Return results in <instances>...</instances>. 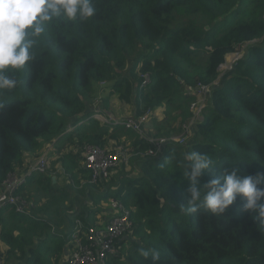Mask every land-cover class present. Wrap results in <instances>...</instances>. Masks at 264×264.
Returning <instances> with one entry per match:
<instances>
[{"label":"trees","instance_id":"trees-1","mask_svg":"<svg viewBox=\"0 0 264 264\" xmlns=\"http://www.w3.org/2000/svg\"><path fill=\"white\" fill-rule=\"evenodd\" d=\"M94 2L96 16L54 27L20 74L21 84L0 94V185L23 167L24 155L37 154L44 142L53 143L69 174L83 154L65 146H104L108 138L122 144L121 137L135 132L122 125L111 129L112 124L94 117L109 107L113 94L131 105L135 117L150 110L164 113L162 119L153 118L150 136L182 134L194 100L187 87L211 83L226 57L249 44L235 70L208 96L189 146L173 142L160 156L145 157L150 143L136 140L139 170L122 174L118 184L113 179L94 183L90 171L80 168L81 179L71 184L76 196L62 209L65 215L59 210L43 216L41 207L33 217L12 209L5 216L8 207L0 209V240L8 247L10 264L15 258L16 264H52L51 255L72 245L77 219L85 227L93 225L96 212L86 210V203L68 213L76 201H84L87 189L94 205L111 197L122 200L136 222L133 239L122 240L123 252L105 264H153L139 255L141 246L159 251L157 264H264V228L257 229L239 198L219 217L181 212L189 181L177 163L192 149L207 154L215 167L205 171L202 183L225 168L238 167L242 175L264 172V0ZM143 72L151 75L146 88ZM102 82L110 94L97 104L95 86ZM95 105L99 111L91 112ZM37 175L33 180L44 186Z\"/></svg>","mask_w":264,"mask_h":264},{"label":"clouds","instance_id":"clouds-1","mask_svg":"<svg viewBox=\"0 0 264 264\" xmlns=\"http://www.w3.org/2000/svg\"><path fill=\"white\" fill-rule=\"evenodd\" d=\"M97 14L94 0H0V94L12 92L20 84V74L36 59L37 46L60 24L86 22ZM166 164L171 160L166 157ZM178 168L189 181L187 203L181 212L198 211L219 217L239 198L242 210L250 213L258 230L264 228V172L242 175L238 167L201 181L212 171L215 161L197 150L184 153ZM161 168L165 165L161 164ZM144 259L157 264L160 253L154 248H138Z\"/></svg>","mask_w":264,"mask_h":264},{"label":"built area","instance_id":"built-area-1","mask_svg":"<svg viewBox=\"0 0 264 264\" xmlns=\"http://www.w3.org/2000/svg\"><path fill=\"white\" fill-rule=\"evenodd\" d=\"M248 43L241 44L236 51L226 57L220 66V73L211 83H198L195 86H188L187 92L194 96L191 102L190 111L192 116L183 124V132L173 136H150L146 131V124L152 114H146L130 119L113 120L112 127L119 125L125 129L132 130L141 140H147L150 147L144 152L145 157L160 156L169 143L187 145V140L193 132L194 125L207 106L208 96L212 91L225 81L226 77L235 70L237 62L243 57ZM141 86L146 88L151 82L149 73H141ZM101 85L106 86L105 82ZM94 117L99 118L100 114ZM135 147L119 144L115 148H108L98 144H86L83 147V165L90 171L91 181L94 183L109 180L112 172L120 166L129 163L135 153ZM50 151L44 150L30 163L23 171L10 173L0 185V209L11 207L21 216L37 215L33 211L31 196L21 191L24 184L35 174H44L49 168ZM108 205L113 211L108 222L101 227H85L81 219L75 222V231L72 235L69 252L60 264H105L107 260L120 253L121 240L130 234L136 227L132 217V210L117 198L111 197ZM0 264H5L3 253L0 252Z\"/></svg>","mask_w":264,"mask_h":264},{"label":"crops","instance_id":"crops-1","mask_svg":"<svg viewBox=\"0 0 264 264\" xmlns=\"http://www.w3.org/2000/svg\"><path fill=\"white\" fill-rule=\"evenodd\" d=\"M109 94H110V88L108 86H106V87L104 86L103 89L101 88L99 91V97L96 95L97 104H99V102H101V100H103L105 97L109 96ZM95 107H96L95 109L91 108L90 111L92 112L95 110L98 112L99 111L98 105H95ZM104 114L108 115V116H105ZM134 117H135L134 111H133L131 105L122 104L121 101L119 100L118 96L113 94L110 97L109 107L104 109V112H103V114L102 113L100 114L99 119H101L103 122L111 124L110 122L113 120L119 121L122 119H130V118H134ZM163 117H164L163 112L162 113L161 112H158V113L152 112V114L149 118V121L147 122L148 126L146 124V131L148 132L150 130H153V128H152L153 127V118L162 119ZM114 128L115 127L111 126V129H114ZM189 138H191V136ZM189 138H188V140H189ZM119 140L122 141V144H125L127 146L131 145L130 147H132V148L134 147L133 143L135 142V140H134L133 135H131V134L124 135ZM189 141H191V140H189ZM107 143L108 144L110 143V146L108 145V147H110V148H115L117 145H119V143H117V140H115V139H110L109 142H107ZM52 144L53 143L48 144V143L44 142L43 143V149L49 150L55 159V158H57V156L55 155L56 152H55V149L53 148ZM68 148H69V146H65L66 150ZM43 149H42V152L44 151ZM70 149H72V151L76 154H78V153H80L81 155L83 154V149H81V148L73 146L72 148H69L68 150H70ZM39 154L40 153H38V155ZM37 156H33L32 154H28V153L26 155H24L23 167L21 169H18L17 171L25 170L27 168V166L36 159ZM80 168H84L83 159L80 157H79V160L77 159V167L74 168V170L72 171V174H69L66 172L65 166L62 164V161L58 162V166H56V171L54 172V174L51 175V177H49L51 179V181L45 182V184H44V186H46V188H47L46 190L48 191V194H49L48 198L50 200L46 199V197L44 195L37 197L38 194H43V193H39V191H38V188H41L43 186L38 185L37 184L38 182H35L33 180V176L31 178H29L28 181L24 184L25 189H23L22 192L25 194H30L31 199H32V195H36L35 196L36 200L38 198L39 201H35L32 203H33L34 208L40 209L41 207H44L43 212L40 209V212H42V213H40L41 215H43V216L54 215V213L56 211H59V210H61L62 214L65 215V212H63L62 209H64V207H66V206H71V199L72 198L75 199V196H76L75 195L76 192H74L73 190L71 191V184H74L76 181L81 179L82 173H79ZM80 175H81V177H80ZM54 177H55V180H53ZM113 178H114V182L116 184H118L119 181L117 180V178L116 177H113ZM83 183H85L84 180H83ZM112 188L115 189L116 187L114 186ZM104 190H105V188H102L101 192H103ZM64 191H71L72 193L70 196L64 197L62 195V192H64ZM95 192L99 193L100 191H95ZM91 196H92V194H91L90 189H87L86 198L84 199V201L83 202L82 201L81 202L76 201L75 204L72 205L71 209L68 210V213L69 214L73 213V211L76 208H81L83 203H86L87 204V206L85 207L86 210H88L89 212H91V211L96 212V215L91 216V221L96 222L98 225H104L106 222H108V220L112 216L113 211L109 207L108 201L99 202L98 204L94 205L93 198ZM36 211H38V210H36ZM10 212H11V210L4 209L5 216L10 214ZM67 218L68 217L66 216V220H67ZM3 247L6 248L7 246L4 243H2L0 240V248L3 249ZM122 248H123V246H122ZM69 249L70 248L66 247V245L64 246L61 253H64L65 255L62 256L58 260V264L63 262L62 260L67 255L66 252L67 253L69 252ZM53 258L54 257L51 255L48 259V262L52 263Z\"/></svg>","mask_w":264,"mask_h":264},{"label":"rangeland","instance_id":"rangeland-1","mask_svg":"<svg viewBox=\"0 0 264 264\" xmlns=\"http://www.w3.org/2000/svg\"><path fill=\"white\" fill-rule=\"evenodd\" d=\"M246 50H247V48L245 49V51H244V54H245V52H246ZM243 54V55H244ZM221 84H223V82L221 83ZM107 86V85H106ZM105 86V87H106ZM103 87H104V85H101L100 83L99 84H96V86H95V93H96V95L99 97V91H100V89L102 88L103 89ZM105 115V114H104ZM202 115H203V113L201 114V116L199 117V120H200V118L202 117ZM105 116H108V115H105ZM147 126H148V124H147ZM108 136V135H107ZM133 137H134V140L136 141V140H139V137L134 133L133 134ZM109 139V138H108ZM108 139H105V144H104V146L105 147H108V145L110 146V143L108 144L107 143V140ZM133 142V141H132ZM190 142L191 141H189V140H187V146H189L190 145ZM85 146V145H84ZM129 146H131V145H129ZM133 146H134V143H133ZM186 146V147H187ZM45 148V147H44ZM70 148V147H69ZM68 148V149H69ZM108 148H110V147H108ZM43 149V148H42ZM42 149L38 152V153H41L42 152ZM67 149V150H68ZM44 150V149H43ZM38 153L37 154H35V155H33V156H37L38 155ZM39 156V155H38ZM37 156V157H38ZM36 157V158H37ZM137 157V156H136ZM136 157H134V155L132 156V158H131V160L129 161V163H127V164H125V165H122V166H120L119 167V169H117V170H115V171H113L112 172V175H111V177H110V179L108 180L109 181V183H110V180L111 179H113L112 180V182L114 181V178L113 177H116L117 178V180H119V178L121 177V175L122 174H124V173H130L131 171H136V170H139V165H135V162H136V160H137V158ZM58 162H59V160L57 159V158H55L54 159V157H53V155L50 153V158H49V168H48V171L46 172V173H44V174H42V175H40V174H38L37 176H36V180H38V179H44L45 180V182L49 179V177H51V175L52 174H54V172L56 171V166H58ZM129 166V167H128ZM128 171H127V170ZM80 177H81V175H80ZM35 183V182H34ZM101 183V182H100ZM100 183L97 185L98 187H101L102 188V186L100 185ZM47 188H46V186H43V187H41V188H38V191H39V193H43V194H38L37 195V197L38 196H41V195H44L45 197H46V199H48V200H50L49 198H48V196H49V194H48V191L46 190ZM28 195H30V194H28ZM36 195H32V202H35V201H39V199L37 198V200H36V197H35ZM52 201V200H51ZM53 202V201H52ZM6 208V207H5ZM3 209V208H2ZM8 209L9 210H11V207H8ZM37 210V208H34L33 207V211L34 212H37L36 211ZM107 223V222H106ZM105 223V224H106ZM104 224V225H105ZM92 225V224H91ZM98 224L96 223V222H93V226H97ZM104 225H100V226H97V227H101V226H104ZM130 239H133V236H132V232L130 233V234H128L126 237H124L122 240L124 241V242H128ZM121 240V241H122ZM123 246V245H122ZM123 249H124V247L123 248H120V252H123ZM7 250H8V247H6V248H4L3 247V249H1L0 250V252L1 253H3V256H4V262H5V264H10V260H9V258H8V256H7V254H6V252H7ZM65 252V251H64ZM42 253H44V251L42 252ZM66 254H67V252H66ZM47 254H45L44 255V257L46 256ZM65 254L64 253H55V254H53L52 256L54 257L53 259H52V264H58V260L62 257V256H64ZM49 259V258H48ZM18 262V260H16V258H15V264Z\"/></svg>","mask_w":264,"mask_h":264},{"label":"water","instance_id":"water-1","mask_svg":"<svg viewBox=\"0 0 264 264\" xmlns=\"http://www.w3.org/2000/svg\"><path fill=\"white\" fill-rule=\"evenodd\" d=\"M53 180H55V177L53 178Z\"/></svg>","mask_w":264,"mask_h":264}]
</instances>
